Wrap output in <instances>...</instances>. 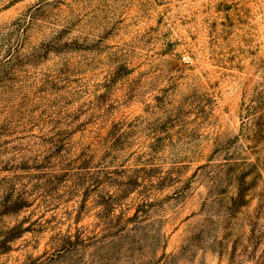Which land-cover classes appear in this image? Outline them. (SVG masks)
<instances>
[{"label": "rangeland", "instance_id": "obj_1", "mask_svg": "<svg viewBox=\"0 0 264 264\" xmlns=\"http://www.w3.org/2000/svg\"><path fill=\"white\" fill-rule=\"evenodd\" d=\"M0 264H264V0H0Z\"/></svg>", "mask_w": 264, "mask_h": 264}]
</instances>
